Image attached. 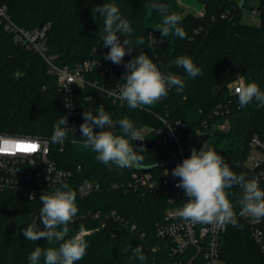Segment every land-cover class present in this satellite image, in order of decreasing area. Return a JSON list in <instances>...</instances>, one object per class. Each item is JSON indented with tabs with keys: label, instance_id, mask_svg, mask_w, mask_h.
<instances>
[{
	"label": "trees",
	"instance_id": "16d2710c",
	"mask_svg": "<svg viewBox=\"0 0 264 264\" xmlns=\"http://www.w3.org/2000/svg\"><path fill=\"white\" fill-rule=\"evenodd\" d=\"M196 1L204 8L201 16L183 14L179 0H156L168 6L169 14L175 12L182 17L179 26L187 33V38L181 39L174 34L163 38L155 29L162 22V16L147 8L152 0H1L19 26L35 30L48 25V51L57 65L75 67L92 60L102 67L105 74L96 71L88 77L90 80L104 84L107 75L113 73L122 79L124 64L143 52L162 72L170 71L185 81L182 91L173 87L155 106L137 109L129 108L127 103L115 104L100 97L96 88L86 87L74 93L70 112L63 95L57 91L56 78L48 73L47 64L39 55L15 43L0 23V134L49 140L50 158L58 168L73 173L66 184L75 193L85 180L100 186L86 198L76 194L78 213L69 224L66 239L81 229L90 233L84 234L87 254L75 264H172L175 259L170 254L171 240L160 236L157 227L166 223V212L170 208L179 206L188 197L184 190L179 192L174 188L179 181L171 174L175 166L149 172L115 166L109 170L91 149L72 143L74 139L83 138L81 131L68 132L63 149L61 144L52 143L54 124L64 115L68 122L80 120L88 110L97 115L98 106L103 105L111 114L112 132L116 135L122 134L118 121L124 117L133 122L136 130L146 126L161 128L158 116L181 119L186 126L185 136L190 132L196 135L197 129L208 136L206 141L196 136L197 150L206 142L224 156L237 175L245 174L250 179L256 174L246 169L244 163L252 138L258 136L264 142V107L257 108L253 100L241 108L237 95L231 94L228 87L241 75L246 83L256 82L264 91V22L261 26L241 23L242 9L248 0H242V4L241 0ZM105 2L116 3L122 16L130 21L133 42L140 36L145 41L141 46L134 43L136 47L120 65L104 59L110 48L99 39L103 20L99 13L96 20L92 18V8ZM260 3V7H264V0ZM117 35L123 42L125 36L119 32ZM179 56L190 57L201 68L202 75L189 78L182 67L173 65ZM219 107L221 113L216 115L215 109ZM227 119L230 121L228 131L213 129ZM93 130L101 129L94 127ZM149 137L153 139V135ZM130 143L135 148V141ZM142 154L145 156L142 168L177 160L173 150L146 148ZM146 174L155 186L136 188V177ZM260 186L264 189V181ZM52 191L43 180H31L0 192V264H30L28 256L35 247H58V244L49 245L44 238L25 240L21 231L42 207L39 196ZM226 191L230 193L228 198L234 210L240 208L238 200L242 189L234 186ZM37 224L43 230L39 219ZM258 227L264 233V219ZM129 245H141L146 260L133 259L131 248L127 253L121 251ZM222 254L228 264H264V251L250 236L240 217L235 226L227 225Z\"/></svg>",
	"mask_w": 264,
	"mask_h": 264
},
{
	"label": "clouds",
	"instance_id": "9594fccd",
	"mask_svg": "<svg viewBox=\"0 0 264 264\" xmlns=\"http://www.w3.org/2000/svg\"><path fill=\"white\" fill-rule=\"evenodd\" d=\"M147 8L157 11L162 16V22L155 29L161 32L163 38L173 34L181 39L187 38V33L179 26L182 17L175 12L169 14L166 4L152 0ZM97 13L103 20L99 39L103 41L105 47L110 48L104 59L120 65L124 62L123 58L130 55L136 47L134 43L137 46L144 45V37L140 36L133 42L131 39L133 27L130 21L122 16L116 3L105 2L103 5L93 7V20L97 19ZM118 32L125 36L123 42L117 35ZM172 64L182 67L189 78L202 75L201 68L197 67L190 57L179 56ZM124 67L125 75L121 79L124 83L119 89V99L126 101L131 109L155 106L168 96L173 87L178 92L185 87V81L181 77L170 71L162 72L153 59L143 52L130 59ZM92 87L96 88L95 85ZM96 90L103 92V89L96 88ZM234 91L241 108L251 104L253 100L256 101L257 108L264 107V91H261L256 82L241 81ZM113 94L109 93V95ZM65 107L71 109L73 104L65 100ZM97 112V115H93L92 111L88 110L82 114L84 122L80 125V131L83 138L79 141L74 139L72 143H79L83 149H91L96 153V159L109 166V170L112 166L119 169L142 168L145 160L142 153L146 148L136 146L134 148L130 143L141 140L133 122L128 117L120 119L118 123L122 134L116 135L110 130L113 124L111 114L103 105L98 106ZM94 127L101 130L94 132ZM69 128L74 133V128L68 126V117L64 115L54 124L51 142L62 144L68 136ZM171 174L174 178H179L176 187L183 189L188 197L182 207L176 210V215L185 221L215 224L220 228L229 224L235 226L237 213L228 198L230 193L226 191L234 186L242 189L238 200L239 216L250 217L256 221L264 219V189L260 186V178L249 179L245 174L237 175L224 156L206 142L199 150L193 147L191 155L177 164ZM39 201L42 207H39L37 216L32 217L27 227L21 229L23 236L29 241H39L44 238L49 245L58 244V247H35L28 256L30 264H40L41 258L43 264H75L82 260L88 248L83 230L66 239L70 232L69 224L78 213L76 193L64 184L50 193H42ZM37 219L42 223L43 230L39 228ZM130 248L133 259H139L141 262L146 260L141 245L136 247L129 245L121 251L127 253Z\"/></svg>",
	"mask_w": 264,
	"mask_h": 264
},
{
	"label": "built area",
	"instance_id": "2783aa9c",
	"mask_svg": "<svg viewBox=\"0 0 264 264\" xmlns=\"http://www.w3.org/2000/svg\"><path fill=\"white\" fill-rule=\"evenodd\" d=\"M263 22L264 7L253 9V25L261 26ZM0 23L4 26L5 31L13 37L15 43L43 59L47 64L48 73L56 78L57 91L63 95L64 101L71 102V98L77 90H85L86 87L95 85L96 88L103 89V92L97 91L100 97L110 99L115 104L123 105L126 103V101L119 99V89L124 81L115 77L114 73L107 75L104 84L88 78L96 71L101 72L102 75L105 74L102 67H99L95 61H86L75 67L57 65L54 62L55 58L48 51L46 39L48 25L35 30H27L19 26L11 18L7 6L1 0ZM241 81L246 83L243 76L237 75L228 87L231 94L236 95L234 90ZM109 93L114 94L109 95ZM221 110L220 107L215 109V114L219 115ZM158 118L162 127L159 129L149 127L147 134L140 139L153 141V148L157 150L175 151L177 160L182 163L185 158L191 155V149L195 147L196 136H203L205 132L197 129L196 135L190 132L185 136L186 126L181 119L170 120L164 116H158ZM83 122L84 117L80 120L71 119L68 126L74 128V131H80V125ZM204 125L206 126V123ZM229 128L230 121L228 119L222 124L213 126V129L219 131H228ZM70 131H72L71 128L68 129V132ZM149 135H153V139ZM64 142L61 144L62 149ZM21 145L25 147L35 146V150H22ZM244 167L254 171L256 173L254 177H259L260 183L264 181V142L258 136H254L250 141V150ZM72 177V172L58 168L50 158L49 140L0 134V192L8 187H17L24 181L31 180H43L54 190L68 183ZM178 183L179 181L174 184V188L181 192L180 190L183 189L176 187ZM154 186L155 183L151 182V177L148 174L136 177V188L148 187L151 189ZM99 189L98 183L85 180L78 185L76 194L80 198H86ZM183 203L170 208L166 212V223L157 227V233L160 236L168 237L171 240L170 254L175 259L172 264H228L222 254L227 226L220 228L215 224L191 223L179 218L176 215V210L182 207ZM234 211L237 213V217H240L245 223L255 243L259 244L264 251V233L258 227L263 219L256 221L250 217H241L239 216L240 208Z\"/></svg>",
	"mask_w": 264,
	"mask_h": 264
},
{
	"label": "rangeland",
	"instance_id": "374dc122",
	"mask_svg": "<svg viewBox=\"0 0 264 264\" xmlns=\"http://www.w3.org/2000/svg\"><path fill=\"white\" fill-rule=\"evenodd\" d=\"M181 6L183 7V14L193 13L197 14L198 9L201 8V5L196 0H179ZM261 5L260 0H248L246 6L242 9V18L241 23L244 25L252 26L253 25V9L259 8ZM111 131L114 130V124L111 126ZM149 130V127H143L138 131L140 138L144 137Z\"/></svg>",
	"mask_w": 264,
	"mask_h": 264
},
{
	"label": "water",
	"instance_id": "95a60500",
	"mask_svg": "<svg viewBox=\"0 0 264 264\" xmlns=\"http://www.w3.org/2000/svg\"><path fill=\"white\" fill-rule=\"evenodd\" d=\"M208 139L207 135L201 136L202 141H206ZM136 147H145L147 149L153 148V141L151 140H136L135 141ZM177 164H180L178 160H170V161H163L158 163L157 165L150 167V168H140L143 172H149L151 170L159 169V168H165L167 166H176Z\"/></svg>",
	"mask_w": 264,
	"mask_h": 264
},
{
	"label": "snow or ice",
	"instance_id": "6c2138e0",
	"mask_svg": "<svg viewBox=\"0 0 264 264\" xmlns=\"http://www.w3.org/2000/svg\"><path fill=\"white\" fill-rule=\"evenodd\" d=\"M20 147L22 148V150H31V151L35 150V146L32 145H29L27 147L21 145Z\"/></svg>",
	"mask_w": 264,
	"mask_h": 264
},
{
	"label": "crops",
	"instance_id": "0c3cea01",
	"mask_svg": "<svg viewBox=\"0 0 264 264\" xmlns=\"http://www.w3.org/2000/svg\"><path fill=\"white\" fill-rule=\"evenodd\" d=\"M203 13H204V8H203V6H201V8L198 9V13L195 14V15H197V16H201Z\"/></svg>",
	"mask_w": 264,
	"mask_h": 264
}]
</instances>
